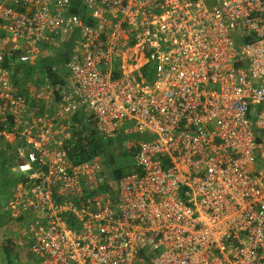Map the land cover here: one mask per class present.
<instances>
[{
  "label": "built area",
  "instance_id": "1",
  "mask_svg": "<svg viewBox=\"0 0 264 264\" xmlns=\"http://www.w3.org/2000/svg\"><path fill=\"white\" fill-rule=\"evenodd\" d=\"M0 156L33 264H264V0H0Z\"/></svg>",
  "mask_w": 264,
  "mask_h": 264
},
{
  "label": "rangeland",
  "instance_id": "2",
  "mask_svg": "<svg viewBox=\"0 0 264 264\" xmlns=\"http://www.w3.org/2000/svg\"><path fill=\"white\" fill-rule=\"evenodd\" d=\"M144 72L145 70H141ZM151 137L140 133L133 134H120L115 139H109L106 142L107 160L104 161L105 169L107 170V176L111 175L115 169H121L122 174H127L129 167L134 165V161L130 156L129 151L134 147L133 144L140 142L150 141ZM1 160V159H0ZM0 167V243L5 238L16 239L23 229L25 220L22 217L13 219L9 217V214L5 211L4 207L7 204L11 196V188L15 186V179L17 171L12 172L8 168L4 167V163H1ZM18 250L15 254L17 260L14 264H33V261L28 257L26 249L18 246ZM2 254L0 252V260H2Z\"/></svg>",
  "mask_w": 264,
  "mask_h": 264
},
{
  "label": "trees",
  "instance_id": "3",
  "mask_svg": "<svg viewBox=\"0 0 264 264\" xmlns=\"http://www.w3.org/2000/svg\"><path fill=\"white\" fill-rule=\"evenodd\" d=\"M74 37L75 34L71 35V37L67 41L65 45L66 51L72 49ZM65 55L61 54L58 58L57 63L63 64L65 62ZM50 63H52L51 60H45L40 65V68L41 67L48 68ZM60 82L63 81L60 80ZM92 126L93 125H90L89 127H85V126L83 127L84 130L88 131V134L86 137L83 138L84 140L83 142L81 141V138L77 141L72 152L68 155V158L72 163L79 164L96 156L104 157V159L107 160L106 141L101 139V137L97 134V132L93 129ZM135 151H136L135 147L131 148V150L129 151L132 159L135 154ZM2 162H4V160L3 161L0 160V167L2 166L1 164ZM132 170H133V166L129 167L127 171L131 172ZM121 171H122L121 169H115L112 171L110 177L109 175L106 176L103 187L105 190H109L113 192L117 189L121 178L124 176V174H122ZM17 250L18 247L17 244L15 243L14 238L9 237L3 239L0 243V252L3 257L2 261L8 264H14L15 261L17 260L15 256Z\"/></svg>",
  "mask_w": 264,
  "mask_h": 264
},
{
  "label": "crops",
  "instance_id": "4",
  "mask_svg": "<svg viewBox=\"0 0 264 264\" xmlns=\"http://www.w3.org/2000/svg\"><path fill=\"white\" fill-rule=\"evenodd\" d=\"M134 145V144H133ZM133 166V165H132Z\"/></svg>",
  "mask_w": 264,
  "mask_h": 264
}]
</instances>
